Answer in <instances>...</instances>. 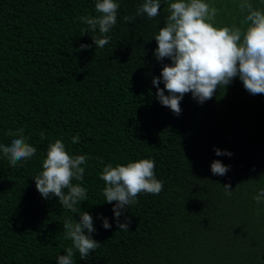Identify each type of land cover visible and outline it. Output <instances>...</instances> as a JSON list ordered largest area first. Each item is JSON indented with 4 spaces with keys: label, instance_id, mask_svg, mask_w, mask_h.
<instances>
[{
    "label": "trees",
    "instance_id": "16d2710c",
    "mask_svg": "<svg viewBox=\"0 0 264 264\" xmlns=\"http://www.w3.org/2000/svg\"><path fill=\"white\" fill-rule=\"evenodd\" d=\"M115 2L117 23L101 49L92 36L103 38L98 27L92 32L80 19L100 15L97 0H0V144L18 138L9 130L23 129L37 149L16 166L0 150V264H57L71 246L64 221L75 223L84 211L101 246L87 260L77 251L74 264H264V203L254 199L264 188V94H250L237 77L203 104L185 94L174 114L152 83L171 63L154 56L166 5L155 18L125 23L144 0ZM206 2L219 10L217 26H240L239 0ZM81 44L92 47L77 50ZM58 139L70 155L89 158L83 180H73L87 189L79 213L36 189ZM217 148L233 155L217 156ZM141 159L155 162L163 190L138 194L120 217L130 218L129 231L119 230L100 173ZM214 160L229 171L213 175Z\"/></svg>",
    "mask_w": 264,
    "mask_h": 264
},
{
    "label": "clouds",
    "instance_id": "9594fccd",
    "mask_svg": "<svg viewBox=\"0 0 264 264\" xmlns=\"http://www.w3.org/2000/svg\"><path fill=\"white\" fill-rule=\"evenodd\" d=\"M167 13L164 24L154 36L157 47L154 56L158 61L165 59L160 76L154 77L156 99L169 107L176 115L182 112L181 101L185 94L191 93L193 99L203 104L213 98L216 90L222 91L239 77L246 91L252 95L264 94V0L256 5L253 0H239L238 8L242 15L240 26H217L215 20L218 9L210 6L206 0H144L135 15H125L124 22L134 21L136 16L145 15L155 18L161 15V8ZM120 4L115 0H97L95 17L82 16L92 32L97 27L103 36H93V43L104 48L111 37L104 35L117 23ZM89 32L87 29L82 32ZM92 45L81 44L79 49L91 48ZM163 80L164 87L160 82ZM165 89L168 94H165ZM9 136L18 137L10 145L0 144V150L12 166L35 156L37 149L26 142L23 129L9 130ZM41 133V139H44ZM73 143L79 142V135L73 137ZM216 155L233 153L228 150L215 149ZM85 155H70L62 140L51 143L43 160V170L34 177L36 189L44 199L55 196L62 208L79 213L77 204L87 200V189L75 181H82L87 163ZM102 162V161H100ZM230 165L214 160L211 164L213 175H225ZM155 162L141 159L126 165L113 167L108 164L100 173L105 182L103 190L105 202L113 205L116 224L119 230L129 231L130 218L120 217L130 206L137 202L138 194L150 193L158 195L163 190V182L156 178ZM225 194L231 197V184H225ZM257 204L264 203V188L254 196ZM73 223L65 220L63 229L65 238L71 240L66 254L57 257V264H74V254L78 251L79 258L87 260L90 253L100 248L101 242L93 238V216L84 211ZM102 226L111 228L109 220L101 217ZM87 230V231H85Z\"/></svg>",
    "mask_w": 264,
    "mask_h": 264
}]
</instances>
